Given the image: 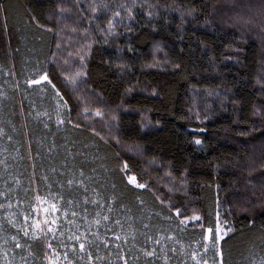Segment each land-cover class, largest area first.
<instances>
[{
    "label": "trees",
    "instance_id": "16d2710c",
    "mask_svg": "<svg viewBox=\"0 0 264 264\" xmlns=\"http://www.w3.org/2000/svg\"><path fill=\"white\" fill-rule=\"evenodd\" d=\"M221 262H264V0H0V264Z\"/></svg>",
    "mask_w": 264,
    "mask_h": 264
},
{
    "label": "rangeland",
    "instance_id": "374dc122",
    "mask_svg": "<svg viewBox=\"0 0 264 264\" xmlns=\"http://www.w3.org/2000/svg\"><path fill=\"white\" fill-rule=\"evenodd\" d=\"M185 188H186V184L183 183V186H182V184H181V186H179V191L180 192L184 191ZM174 193H175V190H174ZM185 194H188V192L185 193ZM52 205H55V209L52 208ZM45 209H47V211H45ZM190 209L196 210L193 206H191ZM38 211L40 212V214H39L40 222L42 223V225H40V226H42L43 229H48V230L51 229V230H53L54 228H56L57 222H58V220L60 218L58 204L51 203V202H49L48 200H45V199L41 200L38 203ZM184 212H185L184 209L183 210L180 209L178 211L179 214L184 213ZM194 216H199V213H196ZM53 221H55V223H53ZM221 234H222V232H221Z\"/></svg>",
    "mask_w": 264,
    "mask_h": 264
},
{
    "label": "snow or ice",
    "instance_id": "6c2138e0",
    "mask_svg": "<svg viewBox=\"0 0 264 264\" xmlns=\"http://www.w3.org/2000/svg\"><path fill=\"white\" fill-rule=\"evenodd\" d=\"M41 80H44V81H47L48 80V76L47 74H43L41 75L40 77V80H35V81H32L33 83L35 84H39ZM50 83V81H49ZM197 143H199V141H197ZM129 180L130 182L132 183H135L136 182V178L135 177H129ZM69 183H72L71 181H69ZM137 187H141L143 188L144 185L143 184H137ZM52 208L55 209V205H52ZM45 211H47V209H45ZM179 215V213H177ZM105 219H107V217H105ZM193 220H200V217L199 216H194L192 217ZM53 223H55V221H53ZM97 223H99V221H97ZM231 229L229 228L227 231H230ZM43 231V230H41ZM49 231H51V229H49ZM206 233L208 234L205 238L206 239H210L212 241V247L213 248H217V245L219 243V240L223 238V236L221 235V232L223 231L219 225L216 226V229H215V234L213 235V228L209 227L207 228L206 230ZM227 231H223V234L226 235L227 234ZM25 235H28L27 232L24 233ZM77 241H79L80 237H76ZM157 243H159V241H157ZM17 247H19V244H17ZM49 247H51V245L49 244ZM79 247L81 249H84L85 245L84 243H80L79 244ZM205 247V250H207V245H204ZM218 251V249H217ZM148 255H153V253H147ZM222 264V262H221ZM262 264H264V262H262Z\"/></svg>",
    "mask_w": 264,
    "mask_h": 264
}]
</instances>
